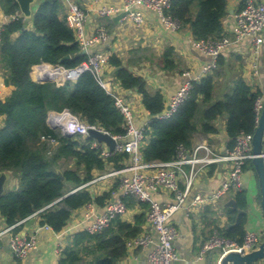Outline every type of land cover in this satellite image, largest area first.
Listing matches in <instances>:
<instances>
[{"label":"trees","instance_id":"1","mask_svg":"<svg viewBox=\"0 0 264 264\" xmlns=\"http://www.w3.org/2000/svg\"><path fill=\"white\" fill-rule=\"evenodd\" d=\"M0 4L8 15L19 10L16 0H0ZM243 6L244 3L239 9ZM171 13L183 25L189 26L195 39H209L225 34L224 19L230 9L228 0H174ZM174 52L173 46L165 49V68H172ZM68 55L69 58L62 60ZM87 57L66 21L60 0H42L34 10L31 27L28 20L19 18L8 22L2 29L0 68L4 70L6 84L14 88L9 95L0 96V118H3L0 127V171L11 172L18 178V184L10 185L0 198L1 213L8 226L41 210L37 214L39 223L62 232L73 213L88 203L94 202L98 208H105L113 190L119 186L117 179L101 193L91 186L69 193L94 179L97 172L123 168L130 157L124 152L104 158L99 148L92 147L94 137L64 135L60 130L51 128L47 121L51 111L68 109L88 124L97 125L115 135H124V116L114 97L89 71L76 82L62 85L54 81L37 82L31 75L34 65L42 62L74 68ZM223 62L221 56L218 67ZM109 63L116 68L121 87L137 90L150 112L149 140L143 148L148 161L175 158L180 145L188 148L193 145L196 133L210 135L220 132L218 121L222 118L226 119L228 147L234 146L242 132L256 130L255 104L264 92L242 78L234 82L223 98L214 100L219 76L215 69L194 81L191 96L171 117L160 118L158 115L166 107L163 94L160 91L150 92L145 78L124 66L117 54L110 56ZM46 134L59 139V145L51 156L46 154V147L41 141V136ZM69 162H74L75 168L67 166ZM251 166L254 168L249 161L245 168ZM234 198L238 208L226 207L229 223L232 224L219 228V231L227 238L242 242L246 234L247 215L240 213V209L248 206L247 190L237 192ZM259 198L261 200L260 192ZM134 204L136 202L130 199L128 205ZM139 205L140 213L135 215L133 222L117 216L100 233L93 234L85 229L76 232L63 248L60 263L118 264L127 253V239L139 234L146 222L149 204L141 202Z\"/></svg>","mask_w":264,"mask_h":264},{"label":"built area","instance_id":"2","mask_svg":"<svg viewBox=\"0 0 264 264\" xmlns=\"http://www.w3.org/2000/svg\"><path fill=\"white\" fill-rule=\"evenodd\" d=\"M60 1L65 10L66 21L74 30L82 50L87 53L88 57L74 68L47 62L36 64L31 72L32 78L37 82L54 81L62 85L66 82L74 83L86 71L91 72L99 84L114 97L116 106L124 116L126 133L124 135L112 134L97 125L88 124L68 109L51 111L48 115V124L53 129H60L67 136H89L91 128L107 132L116 139L114 150H110L105 142H98L96 139L92 147L99 148L104 158L114 153L124 152H127L130 157L129 162L123 168L110 169L104 173L99 172L94 179L69 192H75L105 179H110V188L117 179L119 180L118 188L113 190L112 197L102 212L97 211L98 206L94 202L84 206L86 212L83 227L90 233H100L117 216L124 217L128 213L130 199L136 202L139 209L141 202H147L149 206L146 210V223L139 234L127 239V251L148 250V264H174L179 259L175 246V240L179 236L178 228L173 220L175 214L183 211L189 215L202 205L221 201L227 195H235L245 189V167L254 157V132H242L236 138L234 146L227 147L224 151L216 150L210 142L203 140L193 144L190 148L180 145L176 157L171 160H146L143 148L149 140L147 129L151 123V115L144 124L140 126L137 124V113L134 106L105 76V67L110 64L111 55L106 51H92L94 46L108 41L110 35L107 28L100 25L92 35H89L86 31L87 12L75 0ZM173 1L125 0L121 6L104 5L98 9V13L102 16H114L126 11L128 12L126 18L139 27L145 22L144 12L139 6H144L157 13L165 28L177 32L183 24L171 13ZM243 3L244 6L234 15L235 27L230 35L225 33L220 38L194 40L195 47L201 53L210 56L211 61L204 64L196 76H193L191 71L184 73L188 79L172 95L167 108L158 117H171L191 96L194 81L218 68L219 58L231 44L249 38L250 65L255 73L259 72L264 45V0H243ZM9 16V22L19 18L25 19L20 8L15 14ZM7 23L0 22V40L2 29ZM49 67L52 68V72L60 71L59 75L57 77L47 76ZM33 72H36L35 76ZM263 105L264 94L256 100L257 120H259ZM41 141L46 147V154L53 155L59 145V139L52 134H46L41 136ZM211 166L222 168L223 177L220 184L209 192H195L194 187L197 180ZM162 192H168L172 200L157 199L156 195ZM40 211L0 230V242L9 234V246L15 258L23 260L37 248V233L25 234L15 230L30 218H37ZM43 226L53 229L47 224ZM263 238L264 234L261 232L249 231L246 232L243 241L238 242L223 236L219 230H216L203 244L202 253L216 249L220 251V259L230 251L244 254L256 249ZM62 250L63 248L61 252Z\"/></svg>","mask_w":264,"mask_h":264},{"label":"crops","instance_id":"3","mask_svg":"<svg viewBox=\"0 0 264 264\" xmlns=\"http://www.w3.org/2000/svg\"><path fill=\"white\" fill-rule=\"evenodd\" d=\"M75 1L88 14L86 31L89 35H92L100 25L105 26L109 32L110 36L108 41L94 46L92 51L100 50L106 51L110 55L117 54L124 66L145 78L147 88L150 92L160 91L163 94L165 108H167L172 95L188 79L184 73L191 71L192 75L196 76L200 73L202 66L211 61L210 56L201 53L195 47L194 40L197 39L194 38L188 25H183L179 31L172 32L164 27L159 16L152 9L139 6L144 12L145 22L142 26L138 27L126 17L116 20L115 17L118 14L114 16H102L98 13V9L104 5L121 6L125 0ZM242 3L243 0H228L230 13L224 19V32L229 35L235 27L234 15ZM9 17L0 4V22H9ZM28 21L31 27L32 18ZM17 35L18 33L15 34V36ZM168 46L175 48L172 68L164 67L163 54ZM250 53L251 45L249 38L231 44L224 51L222 58L225 62L216 69L219 76L216 82L214 100L223 98L224 94L232 87L234 82L241 78L264 92V45L258 73H255L251 68ZM115 69L110 64L106 65L105 76L132 103L137 113V124L140 126L148 120L150 112L144 106L142 95L137 90H126L121 87L120 82L117 80ZM58 75L56 73V77ZM12 89L11 85L6 84L4 70L0 68V96L5 97L9 95ZM218 123L220 132L210 135L196 133L193 144L195 145L204 140L210 142L216 150L224 151L228 147L229 140L225 129L226 119L222 118ZM2 125L3 118H0V127ZM222 177V168L219 166H211L197 180L194 191L209 192L220 184ZM244 181L249 198L247 208L241 209L247 215L246 232L257 231L264 234V214L259 198L260 190L254 168L249 167L246 169ZM109 183L110 179H105L91 185V187L96 192L101 193L109 188ZM16 184H18V178L16 179L11 173L8 187ZM156 198L162 201L165 199L172 200L168 192L157 194ZM232 198H234V194H229L221 201L202 205L189 215L183 211L175 214L173 220L179 231V236L175 240V246L179 254V259L174 264L219 263L220 252L214 249L203 254L202 246L211 238L214 231L232 224L229 223L226 212V207H229L226 206V203ZM97 211L102 212L103 209L97 208ZM85 212L86 208L82 207L73 213L65 228L67 231L56 232L54 229L46 228L39 223L38 217L35 218L33 224L29 226L25 224L23 227L15 230L25 234L37 233V248L23 260L13 256L9 246V234H7L0 242V264H61V248H65L70 243L76 232L84 229L83 220ZM138 213H140L139 206L134 204L133 206H129L128 213L122 218L125 221L133 222L135 215ZM7 226L5 218L2 216L0 230ZM147 253L148 250L127 251L126 255L118 264H148ZM254 264H264V259Z\"/></svg>","mask_w":264,"mask_h":264},{"label":"water","instance_id":"4","mask_svg":"<svg viewBox=\"0 0 264 264\" xmlns=\"http://www.w3.org/2000/svg\"><path fill=\"white\" fill-rule=\"evenodd\" d=\"M19 8L26 20H30L33 17L34 8H36L41 0H16ZM128 12H122L118 14L115 19L120 20L126 17ZM70 55L65 56L63 59L69 58ZM14 88V86H12ZM89 135L94 137L98 142H105L110 150H114L116 145V139L107 132H103L99 129H89ZM253 153L252 164L255 170L256 177L258 179L259 190L261 195V207L264 214V105L261 115L258 120V125L254 131L253 138ZM59 174L63 177L62 171L59 169ZM11 179V173L8 171H0V198L4 195L8 188V184ZM226 206L238 208V202L235 198L230 199ZM240 212L243 210L240 209ZM2 213L0 209V220ZM35 222V218H30L27 221V225H31ZM264 259V238L259 246L247 253H241L238 251H230L226 253L221 259L220 264H254L259 260Z\"/></svg>","mask_w":264,"mask_h":264},{"label":"bare ground","instance_id":"5","mask_svg":"<svg viewBox=\"0 0 264 264\" xmlns=\"http://www.w3.org/2000/svg\"><path fill=\"white\" fill-rule=\"evenodd\" d=\"M60 71H54V72H52V68L51 67H49L48 68V71H47V76H53V77H56V73H59Z\"/></svg>","mask_w":264,"mask_h":264},{"label":"rangeland","instance_id":"6","mask_svg":"<svg viewBox=\"0 0 264 264\" xmlns=\"http://www.w3.org/2000/svg\"><path fill=\"white\" fill-rule=\"evenodd\" d=\"M57 130H60V129H57ZM60 131H61V130H60ZM69 165H70V167L75 168V164H74V162H69L67 166H69ZM250 168H252V166H251ZM218 251H219V250H218ZM219 252H220V251H219Z\"/></svg>","mask_w":264,"mask_h":264}]
</instances>
